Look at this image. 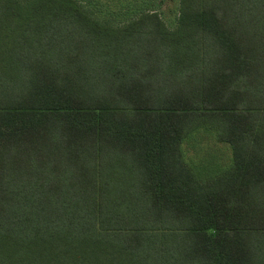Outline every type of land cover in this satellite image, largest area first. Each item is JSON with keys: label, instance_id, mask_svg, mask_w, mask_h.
<instances>
[{"label": "trees", "instance_id": "16d2710c", "mask_svg": "<svg viewBox=\"0 0 264 264\" xmlns=\"http://www.w3.org/2000/svg\"><path fill=\"white\" fill-rule=\"evenodd\" d=\"M0 264H264V0H0Z\"/></svg>", "mask_w": 264, "mask_h": 264}, {"label": "rangeland", "instance_id": "374dc122", "mask_svg": "<svg viewBox=\"0 0 264 264\" xmlns=\"http://www.w3.org/2000/svg\"><path fill=\"white\" fill-rule=\"evenodd\" d=\"M174 16L173 12L165 16V21L169 26H172ZM183 150L186 159L198 165V169H201L202 173L206 172L212 165H218V168L227 166L231 158L230 147L227 144L217 142L213 135L204 131L196 133L183 143Z\"/></svg>", "mask_w": 264, "mask_h": 264}]
</instances>
